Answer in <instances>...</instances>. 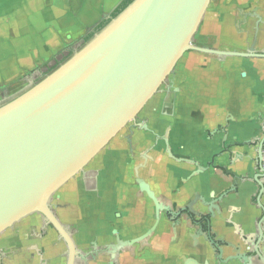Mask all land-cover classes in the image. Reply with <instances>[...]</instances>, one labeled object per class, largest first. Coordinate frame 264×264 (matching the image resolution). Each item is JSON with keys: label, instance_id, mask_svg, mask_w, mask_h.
<instances>
[{"label": "crops", "instance_id": "0c3cea01", "mask_svg": "<svg viewBox=\"0 0 264 264\" xmlns=\"http://www.w3.org/2000/svg\"><path fill=\"white\" fill-rule=\"evenodd\" d=\"M62 1L63 5L49 6L52 11L48 13L46 6L26 12L30 25L37 23L40 28L44 27L55 12L76 28L78 21L70 19L78 16L77 11L68 5L69 0ZM91 1L80 0V3L87 7ZM254 8H258L257 13L264 22V0H219L213 14L203 19L198 28L197 45L246 52L256 21L246 15L243 17L238 11L249 13ZM35 13L37 15L32 16ZM260 28H264V23ZM90 32L88 30L87 35ZM76 35L77 31L70 39H75ZM255 49L258 53L264 51V30L256 36ZM39 64V60H32L29 65L37 69ZM157 99L142 118L148 119L154 135L167 138L175 158L195 161L201 173L193 175L197 171L194 165L168 158L163 142H157L152 150L148 148L149 142L140 146V153L149 151L147 160L140 162V178L172 213L169 219L172 222L168 215L159 214L148 244L155 250L153 257L158 264H164L169 257L183 256L194 229L186 215L179 218L175 215L194 195L204 201L212 197L219 200L212 206V216L201 203L192 207L206 219L211 237L244 250L240 234L255 235L256 223L262 217L256 203L259 187L253 177L257 173L259 140L264 135V59L220 58L189 51L178 61L169 84ZM145 139L153 140L150 135H145ZM247 162L251 167L249 172L245 169ZM61 195L66 202V208L60 211L65 222L77 223L81 231L106 235L104 221L111 214L101 210L91 194H84L76 205L71 188L62 189ZM122 202L126 209L120 228L126 238H131L151 224L153 211L144 194L137 193L131 186ZM260 203L264 206V192ZM36 221L34 216H27L0 234V264H41L38 255L41 250L46 262L60 264L57 254L62 246L57 243L55 232L47 227V237L40 239L41 228ZM262 227L264 229V223ZM197 240L207 241V234H200ZM133 252L139 257L137 247ZM224 252L231 255L228 249Z\"/></svg>", "mask_w": 264, "mask_h": 264}, {"label": "water", "instance_id": "95a60500", "mask_svg": "<svg viewBox=\"0 0 264 264\" xmlns=\"http://www.w3.org/2000/svg\"><path fill=\"white\" fill-rule=\"evenodd\" d=\"M212 1L134 0L54 70L36 82L31 80L27 89L0 104V234L25 217L39 214L67 244V264H72V240L52 213L50 201L136 120L182 56L193 51L220 58L264 59V51L256 52V35L246 52L192 44ZM162 140L168 158L194 165L197 171L193 175L201 173L195 161L175 158L167 138ZM263 143L264 135L259 140L253 177L259 187L256 203L263 215L256 223L255 235L240 234L245 245L257 246L264 241V206L260 203L264 192ZM143 159L147 160L146 153ZM245 169H251L249 162ZM137 183L154 204L155 226L139 239L122 242L121 247L148 236L161 212L172 214L142 179ZM218 201L194 195L175 216H199L192 209L197 203L212 216V206ZM218 253L221 257L220 249ZM254 254L262 258L258 249ZM243 260L245 255L236 252L224 263L240 264Z\"/></svg>", "mask_w": 264, "mask_h": 264}, {"label": "flooded vegetation", "instance_id": "af4514ba", "mask_svg": "<svg viewBox=\"0 0 264 264\" xmlns=\"http://www.w3.org/2000/svg\"><path fill=\"white\" fill-rule=\"evenodd\" d=\"M257 11L258 8H254L249 13H245L242 10L238 11V14L243 17L246 14V17L254 18L256 21V24L251 28L252 41L254 35L258 36V34L263 33L264 30V28H260L264 22L262 17L258 15ZM148 122L149 121L146 118H136L131 126L126 129L124 128L125 131L121 135H117L110 141L104 149V155L102 158H98L97 160L93 159L83 171L79 172L60 189L64 190V188H71L73 203L75 205L78 204L77 202L81 200L84 194H91V197L95 198L97 206L102 207L101 210H104L105 212L109 211L111 214L110 218H106L104 221L105 226L107 227L106 235L81 231L77 223L65 222L60 215V211L66 208H64L66 202L62 199V193L55 195L53 197L54 199L52 198L50 201L52 213L64 226V229L72 240L74 246V258L72 264H158L157 259L153 257V252L155 250L148 246V244L151 243L150 237L154 234L156 227L148 236L136 241L132 245L128 247L120 246L122 242H131L143 237L144 234L155 226L154 204L148 195L141 191L137 183V179L140 178V170L142 167L140 162H144V153H140V146L149 142L148 148H151L152 150L157 142L160 141L164 143L162 139L165 136L154 135L149 128ZM143 126H146L147 128L144 129ZM145 135H150L153 139L152 142L149 140L147 141ZM112 141H116L114 145L111 143ZM148 152H146V154ZM122 153L125 154L127 160L125 158V160L123 159ZM130 186L134 187L137 193L140 192L144 194L147 201L151 204L153 215L151 224L144 231H141L134 237L126 238L120 228V224L124 221V210L126 209L122 199L124 200ZM92 204L93 202L90 203L91 207L93 206ZM74 213L75 210H73V214ZM164 214H166V216L168 215L167 218L169 220L171 215L168 213ZM29 216H34L37 219L36 223L40 225V239H45L47 237V227L55 232L57 243L62 246L58 251L57 259L60 264H67L68 247L63 238L52 228L51 225L47 224L41 215L32 214ZM186 217L191 228L194 229V231H192V239L185 248L183 256L169 257L165 259L164 264H239L233 261L224 263L226 260H229V258L234 257L236 252L238 255H245V260L240 264H264V241L260 242L257 246L254 244L245 245L241 242L244 246V250H241L238 246L229 245L226 242L215 241L211 237V231L206 225V219H204L203 216L188 214ZM193 223H197V225H194ZM204 233L207 234V241L199 242L197 237ZM135 247L139 250V257L133 252ZM218 249L222 251L221 257H219ZM226 249L231 251V255H225L224 251ZM257 249L262 254L261 259L254 254V251ZM38 255L41 257V264H49V261L46 262V260L43 259V250L39 251ZM29 259L30 257L28 256V260Z\"/></svg>", "mask_w": 264, "mask_h": 264}, {"label": "rangeland", "instance_id": "374dc122", "mask_svg": "<svg viewBox=\"0 0 264 264\" xmlns=\"http://www.w3.org/2000/svg\"><path fill=\"white\" fill-rule=\"evenodd\" d=\"M121 1L92 0L87 7H83L80 0H69L68 5L73 11H77L78 16L74 15L72 19L69 18L72 21H78L76 28L75 24L69 23L67 19H61V16L55 14V12L54 16L48 18L49 22L40 28L37 23L30 25V18L26 15V12H34L38 10L39 6H44V8L48 7V13V11H52L49 6L63 5L64 1L0 0V104L23 92L32 81L36 82L37 79H41L43 73H46L48 68L60 62L67 55L69 49L77 51L82 46V39L87 36L86 32L88 30L92 31L103 19H107ZM218 3L219 0H213L210 3L203 17L204 20L213 14L212 12ZM35 15L37 13L32 16ZM41 17L44 19L42 15ZM36 19H38V16H36ZM203 19L202 21H204ZM76 31V38L70 39V36H74ZM197 32L192 38V44L196 45ZM32 60H39L40 64L37 69L36 66L29 65ZM172 75L168 76L160 86L158 92L138 114L137 119L144 117L146 112L156 104L157 98L160 93L164 92ZM30 76L32 77L30 78ZM131 124L132 122L128 123L125 129ZM125 129H122L118 135H121ZM115 142L112 141L111 143L114 145ZM103 155L104 150L95 159L102 158ZM122 156L123 159L127 158L124 153H122ZM60 193H62V190H59L56 195Z\"/></svg>", "mask_w": 264, "mask_h": 264}, {"label": "trees", "instance_id": "16d2710c", "mask_svg": "<svg viewBox=\"0 0 264 264\" xmlns=\"http://www.w3.org/2000/svg\"><path fill=\"white\" fill-rule=\"evenodd\" d=\"M134 0H123L119 6L113 11V13L105 20H103L101 23H99L95 29H93V31H91L83 40L82 45L84 43H86L87 41H89L94 34H96L97 32H99L100 30H102L112 19H114L116 16H118L126 7H128ZM74 51H69L67 53V55L58 63H56L55 65H53L52 67L48 68L46 73H43V76L48 74L49 72H51L52 70H54L59 64H61L63 61H65L68 57L71 56V54ZM42 76V77H43ZM40 79V78H39ZM37 79V80H39Z\"/></svg>", "mask_w": 264, "mask_h": 264}, {"label": "built area", "instance_id": "2783aa9c", "mask_svg": "<svg viewBox=\"0 0 264 264\" xmlns=\"http://www.w3.org/2000/svg\"><path fill=\"white\" fill-rule=\"evenodd\" d=\"M261 166L264 168V143L262 145V152H261Z\"/></svg>", "mask_w": 264, "mask_h": 264}]
</instances>
